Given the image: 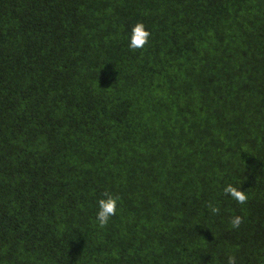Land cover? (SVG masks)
<instances>
[{"label": "trees", "instance_id": "16d2710c", "mask_svg": "<svg viewBox=\"0 0 264 264\" xmlns=\"http://www.w3.org/2000/svg\"><path fill=\"white\" fill-rule=\"evenodd\" d=\"M230 255L264 264V0H0V264Z\"/></svg>", "mask_w": 264, "mask_h": 264}, {"label": "clouds", "instance_id": "9594fccd", "mask_svg": "<svg viewBox=\"0 0 264 264\" xmlns=\"http://www.w3.org/2000/svg\"><path fill=\"white\" fill-rule=\"evenodd\" d=\"M150 36V31L145 29V26L142 22L136 23L131 31L129 48L133 51L143 49L145 45L149 43ZM223 191L225 194L230 195V197L238 204L243 205L248 201V195L244 191L232 186L231 184L225 186ZM102 195L104 198H101L97 201L98 211L96 212V222L101 228L106 227L109 220L117 214V205L120 199L119 196H115L107 191H105ZM208 208L213 214L219 213V208L211 203L208 204ZM242 223L243 217L238 215L232 217L230 221L231 227L233 229L238 228ZM227 264H236L235 256H228Z\"/></svg>", "mask_w": 264, "mask_h": 264}]
</instances>
